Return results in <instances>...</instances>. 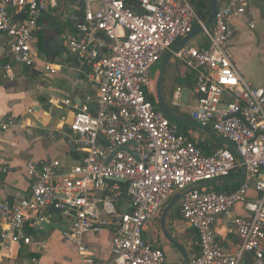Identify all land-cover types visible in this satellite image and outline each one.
Instances as JSON below:
<instances>
[{"label":"built area","instance_id":"1","mask_svg":"<svg viewBox=\"0 0 264 264\" xmlns=\"http://www.w3.org/2000/svg\"><path fill=\"white\" fill-rule=\"evenodd\" d=\"M59 1L0 0L4 79H14L16 66L49 75L60 71L58 62L40 59L36 38L39 20ZM61 1L81 8L60 40L94 89V96L73 106L68 124L83 159L65 172L56 160L27 164L28 193L13 202L0 201V253L10 256L33 244L44 249L28 233L26 221L41 223L53 210L67 224L62 236L75 247L76 264H170L162 249L143 239V231L180 193L181 219L198 238L199 253L188 264H264V89L242 78L228 47L232 21L245 14L248 0H226L218 7L203 31L206 47L184 44L172 53L193 76L191 120L234 146L210 155L147 99L155 90L150 70L196 23L204 24L190 1ZM60 103L72 106L70 100ZM16 126L13 118L0 120V132ZM125 145L128 151L116 152L106 163ZM242 169L234 191L220 193L208 186ZM7 171L0 167L1 174ZM251 192L258 196L251 198ZM236 207L241 215H232ZM219 216L231 218L227 233L236 238L233 250L218 242ZM106 227L115 230L111 257L96 262L84 238ZM21 264H35V259Z\"/></svg>","mask_w":264,"mask_h":264},{"label":"crops","instance_id":"2","mask_svg":"<svg viewBox=\"0 0 264 264\" xmlns=\"http://www.w3.org/2000/svg\"><path fill=\"white\" fill-rule=\"evenodd\" d=\"M217 2L218 7H221L226 3V0H217ZM80 12L81 8L77 4L60 0L56 8L48 9L39 20L40 29L36 33L37 40V34H41L43 42L48 38L49 43L58 40L62 44L60 42L61 34L65 30L73 28L74 18L80 16ZM232 27L233 36L228 45L232 61L240 71L242 78L254 86L247 81V78L251 80L249 73L242 68L239 70L238 67L240 68V64L242 66L252 63L259 48L264 47V0H248L245 14L233 20ZM208 43V38L205 36L204 39L191 43L188 40L184 44L201 48L206 47ZM63 48L65 51L62 54L60 52L51 54L45 46L44 53L39 52L41 60L49 59L59 63L60 71L53 75L55 79L48 82L44 79L43 74L45 73L39 69L16 66L13 68L14 79L8 80L3 78L2 66L6 61L4 45L0 39V120L13 118L17 122L16 127L0 132V167H8L7 173H0V201L13 202L28 193L31 182L26 175V166L29 162L40 164L56 160L61 164V171L65 172L83 159V154L72 142L68 124L75 112L73 106L82 105L87 95L94 96V89L87 77L78 72L75 58L64 46ZM161 60L152 69L153 71L157 67L155 75L149 73L154 88L160 72ZM259 67L263 70V67ZM192 85L193 76L185 67L177 64L171 56L165 65L160 81V96L164 106L172 114L185 120L190 128L186 131V135H189L196 145L200 144L203 147V153L206 149L210 154L218 148L231 149L229 143L218 137L211 129L199 126L192 128L188 124L194 123L189 115L195 107ZM186 87L191 91L188 99L183 101L182 90H185ZM254 87L264 89L259 85ZM149 98L156 101V90ZM60 100H70L72 106H64ZM93 106V103L90 104V108ZM186 115L192 122L187 121ZM240 175L241 170H238L228 177L229 181L211 183L227 188L229 183L235 181ZM208 186L213 189L212 185ZM249 195L251 198L258 196L255 192H251ZM234 211L232 215L242 214L240 207H236ZM230 219V216H219L215 223L218 242L227 250H233L236 245V238L227 233ZM2 225L0 221V230ZM26 226L34 241L44 243L45 248L42 249L37 244H33L22 246L10 256L0 253V264H21L24 261L29 262L31 259H35V264L77 263L78 256L75 247L62 236V233L67 231V224L62 221L57 212L49 210L45 220L41 223L29 219L26 221ZM166 228L169 234L183 247L188 262L199 253L197 235L182 221L179 213V201L166 215ZM114 231L113 227H106L98 234L85 236V245L96 262L110 259L111 239ZM143 239L153 242L154 246L162 249L170 264H186L183 254L162 235L160 215L155 224L143 231Z\"/></svg>","mask_w":264,"mask_h":264},{"label":"water","instance_id":"3","mask_svg":"<svg viewBox=\"0 0 264 264\" xmlns=\"http://www.w3.org/2000/svg\"><path fill=\"white\" fill-rule=\"evenodd\" d=\"M211 2V14L209 15L207 21L203 24V26H199L198 29L193 30L190 34H188L186 37H184L183 39H181L177 44H175V46H173L172 50L168 53H166L159 65V75L156 81V85H155V90H156V102L158 104V108L160 111H162L164 113V115L176 122V123H185L184 119H181L177 116H175L174 114H172L169 110L166 109V107L164 106V103L162 101V98L160 96V81L162 78V75L164 73V69H165V65L167 63V61L169 60V58L172 56V53L177 51L178 49H180V47L186 43L188 40H190L194 35H196L199 32H203L205 29L210 28V26L213 23V19L215 17L216 11L218 9V2L217 0H210ZM60 34V33H59ZM60 36V35H59ZM61 42V40H60ZM45 48L51 53H57V52H64L65 49L63 48L62 44L59 43L58 40L49 43V39H45L43 42ZM192 128H198L196 124L194 123H188ZM229 143V142H228ZM134 146H136L135 143H133ZM229 145L231 146V149H234V146L232 143H229ZM118 151H128L126 145L125 146H121L119 148H117L114 152H112L109 157L106 160V163L109 162V160L111 159V157ZM135 159H137V154L135 151H131L129 152ZM243 177V169L241 170V175L239 178H237L235 181H239L241 178ZM219 181H229L228 178H221L218 180H215V182H219ZM180 193L174 195L171 200L168 202V204L161 209L160 211V230L162 235L164 236V238L176 249H178L184 256V260L186 262V264L188 263V259L187 256L185 254V251L183 249V247L169 234L167 228H166V215L167 213L177 204V202L180 200Z\"/></svg>","mask_w":264,"mask_h":264},{"label":"trees","instance_id":"4","mask_svg":"<svg viewBox=\"0 0 264 264\" xmlns=\"http://www.w3.org/2000/svg\"><path fill=\"white\" fill-rule=\"evenodd\" d=\"M190 3L192 4V6L194 7L195 11H196V14L199 18V20L202 22V23H205L209 17V15L211 14V2L210 0H189ZM199 28V24H195L194 25V28L193 30L195 29H198ZM37 37H38V50L40 53H44V44H43V36L41 34H37ZM148 101H150L152 104L156 105L157 106V103L155 101V99H152V98H147ZM187 119V118H186ZM187 121L189 122H192L191 120L187 119ZM172 123H174L173 121H171ZM177 125V128L179 130L180 133L182 134H186V131L188 129H190L187 125V123L185 124H180V123H175ZM198 148H200L201 150L203 149V147L199 144L197 145ZM203 153V151H202ZM204 155H209V150L206 149V151L203 153ZM208 185H212L213 186V189L217 190L218 192L220 193H230L232 191H234L238 185H239V181H232L229 183V187H222L220 185L217 186L216 184H213V183H209ZM226 185V184H224ZM222 187V188H221Z\"/></svg>","mask_w":264,"mask_h":264},{"label":"rangeland","instance_id":"5","mask_svg":"<svg viewBox=\"0 0 264 264\" xmlns=\"http://www.w3.org/2000/svg\"><path fill=\"white\" fill-rule=\"evenodd\" d=\"M204 38H205L204 33L203 32H199L196 35H194L189 40V42L190 43L191 42H195L196 40L204 39ZM62 53L63 52H60V54H62ZM259 66L263 67V70H261V68ZM241 68L244 71H246L247 73H249V76H250L251 80H249L247 78L248 82H250L254 86H256V85L258 86L259 85L261 87H264V47L263 48H259V52L255 55L254 61L252 63L247 64V65H242V66L240 64V68L238 67V69L240 70ZM152 69L150 70L151 73H154V72L156 73L157 72V67L153 71H152ZM155 73H154V75H155ZM43 76H44V79L47 80L48 82L53 80V79H55V76H53V75L43 74ZM190 91H191V89H189L188 87H186L185 90H182V99H183V101H186L188 99ZM186 118L189 119V116L186 115Z\"/></svg>","mask_w":264,"mask_h":264}]
</instances>
